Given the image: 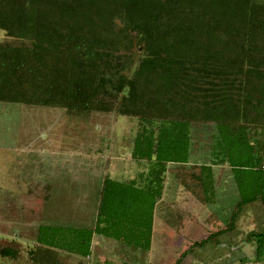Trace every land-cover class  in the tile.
<instances>
[{"label":"trees","instance_id":"16d2710c","mask_svg":"<svg viewBox=\"0 0 264 264\" xmlns=\"http://www.w3.org/2000/svg\"><path fill=\"white\" fill-rule=\"evenodd\" d=\"M0 31L18 41L0 42V102L133 117L130 158L145 166L104 174L91 226L40 224L30 264H66L56 249L86 258L96 235L149 250L167 172L213 204L225 169L238 197L173 264L264 207V0H0ZM244 242L264 260V230Z\"/></svg>","mask_w":264,"mask_h":264},{"label":"rangeland","instance_id":"374dc122","mask_svg":"<svg viewBox=\"0 0 264 264\" xmlns=\"http://www.w3.org/2000/svg\"><path fill=\"white\" fill-rule=\"evenodd\" d=\"M0 42L18 44L2 31ZM136 128L135 118L115 112L69 114L0 102V264H30L27 254L42 223L91 226L104 174L126 180L145 168L130 158ZM216 169L223 179L213 204L199 203L166 173L171 184L155 206L149 250L96 235L88 257L58 249L55 257L66 264H173L213 230L208 214L224 223L238 199L231 174ZM253 229L264 230L259 202L246 208L235 231L193 250L181 264H264L252 260L254 246L244 242ZM7 248L10 255H3Z\"/></svg>","mask_w":264,"mask_h":264},{"label":"crops","instance_id":"0c3cea01","mask_svg":"<svg viewBox=\"0 0 264 264\" xmlns=\"http://www.w3.org/2000/svg\"><path fill=\"white\" fill-rule=\"evenodd\" d=\"M132 177H133V176H132ZM132 177H130V178H132ZM128 179H129V178H128ZM167 180H168V181H167ZM168 182L171 184V181H170L169 179H166V180H165L164 192H166V184H167ZM172 183H173V182H172ZM173 185H174V184H173ZM177 186H178V185H177ZM164 192H163V194H164ZM163 194H162V196H163ZM94 220H95V216H94ZM94 220H93V222H94ZM173 228H175V227H173Z\"/></svg>","mask_w":264,"mask_h":264}]
</instances>
